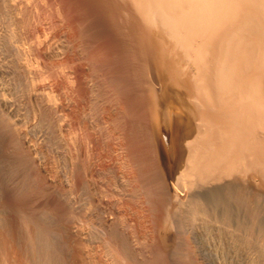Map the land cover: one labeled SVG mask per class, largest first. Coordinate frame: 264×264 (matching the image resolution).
I'll return each instance as SVG.
<instances>
[{
    "label": "bare ground",
    "instance_id": "bare-ground-1",
    "mask_svg": "<svg viewBox=\"0 0 264 264\" xmlns=\"http://www.w3.org/2000/svg\"><path fill=\"white\" fill-rule=\"evenodd\" d=\"M255 246L264 0H0V264Z\"/></svg>",
    "mask_w": 264,
    "mask_h": 264
},
{
    "label": "rangeland",
    "instance_id": "rangeland-1",
    "mask_svg": "<svg viewBox=\"0 0 264 264\" xmlns=\"http://www.w3.org/2000/svg\"><path fill=\"white\" fill-rule=\"evenodd\" d=\"M261 204V203H260ZM260 204H258V211L261 210V207H260ZM256 249H259L257 248V246H255L254 248H251V250H254V252L256 251ZM242 252V253H241ZM247 252V253H246ZM256 256H252V254L248 251V250H245V251H239V255H237L238 257L236 258V262L234 264H253V261L252 260H255L256 258H260V254L261 256H264L263 252L261 249H259V251L257 250L256 251ZM251 255V256H250ZM247 258V259H246ZM251 261V262H250ZM258 262V261H257ZM260 264H264L263 261L259 262Z\"/></svg>",
    "mask_w": 264,
    "mask_h": 264
}]
</instances>
